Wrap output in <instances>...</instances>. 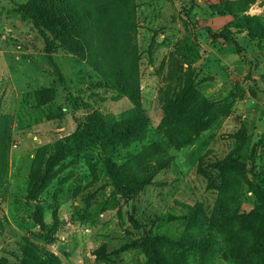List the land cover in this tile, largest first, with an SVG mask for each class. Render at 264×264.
<instances>
[{
    "label": "rangeland",
    "instance_id": "1",
    "mask_svg": "<svg viewBox=\"0 0 264 264\" xmlns=\"http://www.w3.org/2000/svg\"><path fill=\"white\" fill-rule=\"evenodd\" d=\"M221 1L235 7L219 13L214 6ZM27 2L0 0V116L10 121L8 165L0 186V260L16 264L19 245L29 242L61 264H145L139 246L157 218L178 217L160 229L175 241L186 231V211L176 206L182 203L202 207L216 242L214 264H232L226 251L231 215L236 207L254 208L251 188L264 182V32L256 26L253 34L236 32L230 28V13L243 10L264 24V0H195V7L185 0H134L139 96L151 127L143 145H156L151 156L163 154L157 145L168 142L164 148L172 163L140 194L125 198L103 173L98 155L86 152L68 158L33 204L27 202V189L36 150L66 138L90 111L118 116L131 104L101 86L75 54L58 50L51 63L33 23L14 12ZM226 28L237 47L219 36L214 39ZM185 52H192L196 62L186 63ZM189 67L198 79L187 104L197 109L209 100L219 109L204 119L197 135L184 129L178 116H165L162 110L166 89L178 94ZM241 129L244 153L226 173L227 190H207L199 164L205 168L223 160ZM143 145L130 150L137 155L129 165L136 173L144 172L149 160L140 150ZM36 208L54 233H43L35 224ZM255 231L261 237L259 223ZM248 264L259 263L250 256Z\"/></svg>",
    "mask_w": 264,
    "mask_h": 264
},
{
    "label": "trees",
    "instance_id": "2",
    "mask_svg": "<svg viewBox=\"0 0 264 264\" xmlns=\"http://www.w3.org/2000/svg\"><path fill=\"white\" fill-rule=\"evenodd\" d=\"M185 1L191 7L196 6L195 0ZM234 7L226 1L214 6L219 13ZM14 12L33 23L35 31L44 42L45 54L51 63L58 50L75 54L84 61L101 86L116 92L120 98H127L131 104L130 110L118 116L90 111L89 115L77 121L75 130L66 138L38 148L29 171L28 204L37 202L68 158L86 152L98 155L103 173L118 194L125 198L140 194L161 171L170 167L173 159L165 153L169 147L166 141L158 143L157 146L164 149L163 154L158 155L150 156L156 145H143L151 127L139 96L140 58L132 40L137 30L134 0H28L26 4L15 7ZM230 16L234 20L230 28L238 33L245 31L253 34L255 26L264 32L261 19L246 17L243 10L231 12ZM217 36L237 47L228 28L213 35L215 40ZM182 56L188 64L197 60L192 52H185ZM56 74L59 84L63 85V76L59 72ZM197 79V73L189 67L183 75L180 92L172 93L169 86L164 93L162 105L165 116L175 114L183 120L184 129L194 135L203 130L205 125L202 122L209 114L219 111L215 103L209 100L197 109L187 104V98L193 92ZM233 138L236 141L235 147L223 160L210 163L205 168L202 163L199 164L198 172L206 180L209 191L227 190L226 173L235 158L244 153V129ZM137 145H143L141 152L149 156L147 164L143 165L145 171L141 173H136L129 166L137 156L130 150ZM9 147L10 121L6 116H0V186L7 171ZM121 162H127L128 165H121ZM251 192L257 205L250 211L236 207L231 215L226 251L232 264H248L250 256L259 264H264V182L251 188ZM176 206L186 211V215L182 216L186 231L175 241L161 233L160 229L178 217L166 214L157 218L139 246L146 259L145 264H214L216 242L208 231L209 222L202 207L182 203H176ZM34 222L43 233H54L53 227L45 225L40 208L35 209ZM256 223L260 225L261 237L255 231ZM48 239L53 241L51 235ZM14 258L16 264H61L56 257L29 242L19 245L18 254ZM98 260L106 261L102 256ZM0 264H8V261L1 259Z\"/></svg>",
    "mask_w": 264,
    "mask_h": 264
}]
</instances>
